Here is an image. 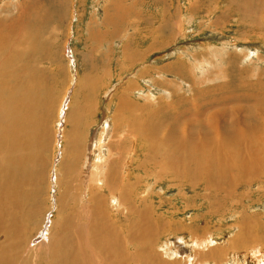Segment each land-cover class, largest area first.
<instances>
[{"label": "rangeland", "instance_id": "374dc122", "mask_svg": "<svg viewBox=\"0 0 264 264\" xmlns=\"http://www.w3.org/2000/svg\"><path fill=\"white\" fill-rule=\"evenodd\" d=\"M0 33V80L35 61L42 123L1 264H51L55 240L91 264L264 255V0H0Z\"/></svg>", "mask_w": 264, "mask_h": 264}, {"label": "bare ground", "instance_id": "6f19581e", "mask_svg": "<svg viewBox=\"0 0 264 264\" xmlns=\"http://www.w3.org/2000/svg\"><path fill=\"white\" fill-rule=\"evenodd\" d=\"M31 12V11H30ZM40 13V12H39ZM43 13V12H42ZM39 17V16H38ZM36 19V18H35ZM29 25V24H28ZM10 26V25H9ZM2 34L0 33V42L2 41V44H5V36H8L7 34ZM13 47H16V44L13 45ZM30 47L32 48L33 45H30ZM4 48V47H3ZM1 49V48H0ZM31 58H29L30 60ZM18 61V60H17ZM8 62V60H7ZM35 61L31 60V64H32V68L31 70H35ZM10 65V64H9ZM11 67H16L13 64H11ZM18 68V66L16 67V69ZM1 69V68H0ZM31 70L29 72V74L31 75ZM6 71H7V66H6ZM34 72V71H33ZM19 73V72H18ZM35 73V72H34ZM28 76L26 78L27 82L25 81L24 83L23 78L21 77L19 79V74H17L16 72H13L11 74V77L9 78L10 81H8L9 79H7V74L5 72V76L6 77H2L3 79H5V81H1L2 83L0 84L1 86L4 85L6 87H9L8 89V94L5 95L4 94V100H6V106H4L5 108H0V222L2 220H4V218H14L12 219L13 224L16 225V221L20 222V224L17 223V228L18 229H25L26 221L24 216L27 218L29 213H26L25 215H23V211L26 212V207H25V201L28 202V200L31 198V196L28 194L29 191L28 189L26 190L25 186L27 183L30 182V180H32L30 177L25 181V178H27V173H29L32 169L33 166V162L32 159L34 158V156L38 153V150L40 151V139L41 137V127L42 123L39 120V113L38 110L40 108V100H38L37 98H35V95L37 93V91L41 90V83L39 81V77H37L36 75H32V76ZM39 76V75H38ZM12 78V79H11ZM23 84H26L25 86ZM4 92V91H3ZM3 96V95H2ZM1 99V98H0ZM3 99V98H2ZM261 100V99H260ZM1 103V102H0ZM2 104V103H1ZM5 104V103H3ZM2 104V106H3ZM255 111V110H254ZM215 117V116H214ZM148 119V118H147ZM240 120H238L239 123H242L243 118H239ZM259 119V118H258ZM256 120V119H255ZM253 121V120H252ZM245 122V121H244ZM213 124L216 122H212ZM237 123V122H236ZM139 124V123H138ZM245 124V123H244ZM247 124V123H246ZM249 124V123H248ZM247 124V125H248ZM143 125V124H142ZM209 126H213L210 125ZM140 127V126H139ZM145 127V126H144ZM232 127V126H231ZM248 127V126H247ZM206 128V126H205ZM216 128V127H215ZM236 129V128H235ZM250 129V128H249ZM145 130V129H144ZM142 130L141 132L143 133ZM219 130V129H218ZM209 131V130H207ZM213 131V129H212ZM211 132V131H210ZM214 134V133H213ZM219 134V133H218ZM217 134V135H218ZM234 134H236L237 137V141H241V134L239 135V131L234 132ZM239 137H238V136ZM209 136V135H208ZM235 137V138H236ZM152 138V137H151ZM212 139V137H211ZM218 139V138H217ZM231 139V137H230ZM216 140V139H215ZM234 140V139H231ZM42 141V140H41ZM211 141V140H210ZM244 141V140H243ZM221 142V141H220ZM213 143V142H212ZM215 143V142H214ZM213 143V144H214ZM246 143V142H245ZM227 144V143H226ZM229 144H235L234 142H231ZM243 144V143H242ZM228 145V144H227ZM238 145V143L236 144ZM241 145V144H239ZM210 147V146H209ZM224 147V145H223ZM208 148V147H207ZM217 148H219V146H217ZM222 148V146H221ZM245 148V147H243ZM249 148V147H248ZM227 149V148H225ZM239 150V149H238ZM211 151V150H210ZM227 150H225L226 152ZM206 152H208L206 150ZM215 152V150H214ZM222 152H223V148H222ZM233 152V151H232ZM212 153V152H211ZM227 153V152H226ZM235 153V151H234ZM233 153V154H234ZM221 155V154H220ZM227 155V154H224ZM229 156H231L230 154H228ZM232 157V156H231ZM207 159V158H206ZM193 159L190 158L188 161H192ZM209 160V158L207 159ZM195 161L197 162L198 160L195 159ZM228 160H225L224 158H219L216 160V164L214 163L213 165H215L216 167L220 164L223 165H231L230 162H228L229 164H226ZM32 162V163H31ZM205 162V161H204ZM214 162V161H213ZM233 163V166H236L237 168L241 167V163H239L238 161H233L231 162ZM174 164V163H173ZM200 164V163H199ZM209 165V164H208ZM211 166V165H210ZM239 166V167H238ZM202 167V166H201ZM203 168V167H202ZM26 173V174H25ZM176 173V172H175ZM34 181V180H33ZM29 204V203H28ZM32 204V203H31ZM31 206V205H30ZM29 208V207H28ZM96 209V208H95ZM100 209V208H99ZM97 211V210H96ZM100 212V211H99ZM101 216V215H100ZM10 220V219H9ZM8 220V221H9ZM76 222V221H75ZM9 223V222H8ZM100 223V222H99ZM68 224V223H67ZM78 225V224H77ZM16 227V226H14ZM69 227V226H68ZM1 228V227H0ZM78 228V227H76ZM82 228V227H80ZM13 229V228H12ZM70 229H68L69 231ZM79 230H77L78 232ZM112 231V230H111ZM3 232V231H2ZM76 232V233H77ZM85 232V231H84ZM6 233V232H5ZM20 233V232H19ZM83 234V232H80ZM79 233V234H80ZM18 234V231L17 233ZM7 236V234H6ZM100 236V235H99ZM112 236V235H111ZM117 236V235H116ZM82 237V236H81ZM84 237H86V242L89 245V241H88V237L86 236V234L84 233ZM113 237V236H112ZM61 237H58V239ZM107 238V239H106ZM114 238V239H113ZM113 238H109L107 235H103L101 237V239L98 237L96 238V243H99L100 241H102L104 239V242H108L109 240H115V237ZM117 238V237H116ZM121 237H119L120 239ZM76 239V238H75ZM112 239V240H111ZM77 240V239H76ZM79 240V239H78ZM85 241V240H84ZM55 241H52V243H50L49 245V253H50V263L52 264L53 260H58V257L61 258V256L63 255V257H65L66 259V263L65 264H91L92 260H96L94 257H86L85 254L87 253V250H85V248L75 252H73L74 254L72 255L71 253V248L69 249H63V247L65 246V242H61V241H57V244L55 243ZM68 242V241H66ZM117 241H115L114 245L116 244ZM15 243V242H13ZM63 243V247H59L60 244ZM112 243V242H111ZM1 244V242H0ZM10 244V243H9ZM8 244V245H9ZM91 244V243H90ZM107 244V243H106ZM103 244L104 248H102L100 245V247L103 250H107V248L105 249V245ZM13 245V244H12ZM113 245V246H114ZM6 246V244H5ZM4 246V248H5ZM10 246V245H9ZM8 246V247H9ZM87 246V244L85 245ZM108 246V245H107ZM7 247V248H8ZM15 247V244L13 245V248ZM17 247V246H16ZM99 247V248H100ZM2 248V250L4 249ZM11 248V247H10ZM19 248V247H17ZM66 248V247H65ZM110 243H109V247ZM1 249V248H0ZM15 249V248H14ZM60 249H63L62 251H60ZM11 250V249H10ZM75 250V247H74ZM120 250V249H119ZM4 251V250H3ZM23 251V250H22ZM21 251V252H22ZM27 251V250H26ZM33 251V250H32ZM13 252V251H12ZM16 253V251H14ZM28 252V251H27ZM83 252V254H82ZM29 253V252H28ZM32 255L34 256V252H31ZM43 253V252H42ZM61 253V255H60ZM7 254V253H6ZM14 254V253H11ZM10 254V255H11ZM17 254V253H16ZM14 255L16 257H18L17 255ZM25 255V254H24ZM23 255V256H24ZM28 255V254H27ZM126 255V254H125ZM3 257V255H1ZM0 256V257H1ZM13 255H11L12 257ZM12 258H15V257ZM72 256L71 260L69 259ZM10 257V258H11ZM21 257V255H20ZM31 257V256H30ZM62 257V258H63ZM120 257H123V255H121ZM125 257V256H124ZM134 257V256H133ZM23 258V257H22ZM21 258V259H22ZM25 258V257H24ZM29 258V256H28ZM89 259V262L86 259ZM126 258V257H125ZM3 258H0V264L2 263ZM64 259V258H63ZM61 259V260H63ZM123 261L127 260L124 258H121ZM141 259V258H139ZM142 258V261L139 262V264H155L153 261V258L150 257V259L146 260ZM13 260V259H12ZM17 260V259H15ZM28 260V259H27ZM43 260V259H42ZM131 260V259H130ZM127 260V261H130ZM153 260V261H152ZM30 261V260H28ZM71 261V262H70ZM115 261L118 264H121V260L119 261V259H117L115 257ZM124 261V262H127ZM134 261V260H132ZM130 261V262H132ZM4 262V261H3ZM6 262V261H5ZM9 262V260H8ZM26 262V260H25ZM42 262V261H41ZM61 262V261H60ZM107 262V259H106ZM136 262V260L134 261ZM11 263V262H9ZM15 263V261L13 260V264ZM29 264V262H26ZM114 263V261H113ZM12 264V263H11ZM16 264V263H15ZM25 264V263H23ZM53 264H58V262H55ZM115 264V263H114ZM137 264V263H136Z\"/></svg>", "mask_w": 264, "mask_h": 264}, {"label": "crops", "instance_id": "0c3cea01", "mask_svg": "<svg viewBox=\"0 0 264 264\" xmlns=\"http://www.w3.org/2000/svg\"><path fill=\"white\" fill-rule=\"evenodd\" d=\"M247 254H250L254 258V264H258L260 259L264 260V255L263 256H257V251L254 249H249L247 251Z\"/></svg>", "mask_w": 264, "mask_h": 264}]
</instances>
